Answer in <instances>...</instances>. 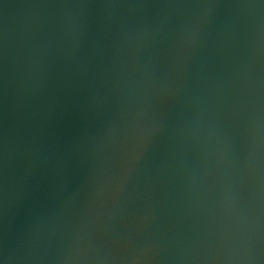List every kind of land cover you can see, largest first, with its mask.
I'll return each instance as SVG.
<instances>
[{
  "label": "water",
  "instance_id": "95a60500",
  "mask_svg": "<svg viewBox=\"0 0 264 264\" xmlns=\"http://www.w3.org/2000/svg\"><path fill=\"white\" fill-rule=\"evenodd\" d=\"M0 264H264V0H0Z\"/></svg>",
  "mask_w": 264,
  "mask_h": 264
}]
</instances>
